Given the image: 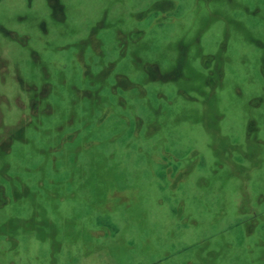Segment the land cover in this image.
Returning a JSON list of instances; mask_svg holds the SVG:
<instances>
[{"label": "rangeland", "instance_id": "374dc122", "mask_svg": "<svg viewBox=\"0 0 264 264\" xmlns=\"http://www.w3.org/2000/svg\"><path fill=\"white\" fill-rule=\"evenodd\" d=\"M0 264H264V0H0Z\"/></svg>", "mask_w": 264, "mask_h": 264}]
</instances>
